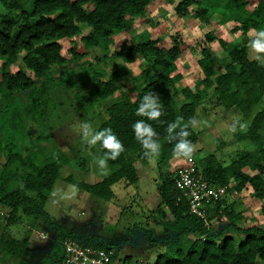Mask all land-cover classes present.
I'll list each match as a JSON object with an SVG mask.
<instances>
[{"label":"trees","instance_id":"1","mask_svg":"<svg viewBox=\"0 0 264 264\" xmlns=\"http://www.w3.org/2000/svg\"><path fill=\"white\" fill-rule=\"evenodd\" d=\"M154 1L173 4L177 17L190 14V6L194 3V0H0V118L12 109L15 94L28 91L30 102L24 107L25 114H31L39 122L48 121L51 112L47 103L53 102V89L60 85L83 114L107 103L103 108L104 115L98 116L99 123L94 129L111 128L122 142L124 151L115 160L107 161L110 170L100 180L86 182L70 176L64 178L105 201L113 198L112 186L117 182L137 183L139 173L135 161L145 163L154 158L160 166L176 155L175 145L181 139L191 144L199 139L200 132L194 124L203 90L211 89L225 109L237 108L245 114L264 96V64L250 57L248 52L254 36L248 42L237 43L217 38L212 30L204 32L196 60L202 77L193 86L180 83L182 75L177 71L176 61L182 52V41L177 35L171 37L170 45L145 30L136 34L132 42H116L114 37L126 32L135 18L144 17L147 7ZM251 1L223 0L224 8L222 6L217 23L234 21L238 24L233 30L240 29L243 33L263 29L264 0H258L249 8ZM215 12L213 8L200 5L192 14L206 25ZM83 28L88 29L80 36L83 45L87 49L100 47L103 50V55L95 58L96 63L113 57L124 62L144 60L146 66L133 77L135 84L129 88L135 91L132 99L127 93L120 98L113 96L127 75V68L124 70L122 66L107 72L86 60L79 62L76 70L66 66L60 75L51 76L53 67L69 62L62 53L60 40L73 38ZM213 40L219 42L224 52L221 57L209 46ZM69 53L80 56L74 49ZM19 55L25 67L40 81L34 80L22 68L11 69ZM146 94L161 113L155 120L137 115V108L144 103ZM58 103L64 102L59 100ZM139 120L151 125L155 133L152 139L160 144L158 155L146 156V150L136 139L132 125ZM173 123L176 127L169 132ZM52 125L51 122L49 130ZM263 129L264 107H261L254 110L246 129L238 133L240 139L255 143V150L244 151L226 165L214 153L195 161L203 181L224 188L221 196L207 204L205 218L190 212L186 197L176 187L174 171L177 166L172 171L159 172V204L153 220L172 229L175 235L164 238V249L152 264H264V222L244 224L232 208L234 201L226 202L229 193L249 188L251 196L261 203L264 218ZM183 132L188 135L182 137ZM49 134L52 148H56L54 134ZM96 148L101 157L107 151L101 148L100 142L96 143ZM0 154L5 156L0 167V204L8 210L1 228L0 250L15 257L17 264H64L63 235L75 239L72 232L61 235L59 230L51 251L38 262L25 258L28 236L18 239L7 232L17 221L19 210L27 215L43 212L60 167L67 163L63 149L39 162L35 150L22 154L15 151L11 143L3 144L0 139ZM84 161L79 165L82 166ZM221 216L226 217L227 223L218 230L212 220ZM82 241V246L114 247L95 237H84ZM116 256L117 251L110 259Z\"/></svg>","mask_w":264,"mask_h":264},{"label":"rangeland","instance_id":"2","mask_svg":"<svg viewBox=\"0 0 264 264\" xmlns=\"http://www.w3.org/2000/svg\"><path fill=\"white\" fill-rule=\"evenodd\" d=\"M257 1L252 0L249 8ZM200 5L216 11L209 24H203L192 14L200 8ZM222 6L224 8L223 0H194L190 6V14L177 17L174 14L173 4L154 1L147 7L144 17L135 18L133 25L126 32L120 33L119 36L116 35L114 39L116 42H132L136 34L145 30V33L156 34L167 45H170L171 37L177 35V38L182 41V52L176 61L177 71L182 75L180 83L193 86L202 77L196 60L204 32L212 30L217 38L222 37L237 43L248 42L250 38L255 37L257 32L253 29L245 33L240 29L233 30L234 25L238 24L234 21L218 24V16L223 11ZM87 31V28H83L80 34L73 38L60 40L62 53L69 62L64 66L53 67L50 72L51 76L57 77L66 66L76 70L78 63L86 60L92 62L96 68L105 69L107 72L114 70L117 66H122L124 70L127 68V75L120 81L121 86L113 96L120 98L123 93H127L132 99L135 91L129 88L135 84L133 77L146 66L144 60L138 58L133 62H124L118 57H113L96 63L95 58L101 57L103 50L100 47L87 49L83 45L80 36ZM209 46L219 57L224 54L217 40H213ZM70 49H74L75 53L80 56H73L69 53ZM248 52L250 57H254L255 53L250 44ZM18 68H22L34 80L40 81L25 67L21 55L11 64L13 71ZM61 86H57L58 88L55 86L51 100L53 102L47 103L51 112V118L48 121L39 122L34 120L31 114H25L24 107H27L30 102L27 97L28 91L15 94L12 109L0 118L1 143H11L13 149L22 154L35 150L39 162L41 158L61 149L67 158V163L60 167L59 176L48 194L43 212L37 215H27L19 210L16 215L17 221L7 229L8 234L18 239L28 236L29 246L24 254L25 258L32 262L40 261L51 251L53 242L58 236L57 232L60 230L61 235H63L62 232H72L75 235V239L63 235L62 245L64 247L65 242H70V246L75 245L71 246L74 248L77 245L82 246L84 237H95L114 247L106 249V247H95V245L88 244L89 250L85 254H92L94 249L99 248L109 251L107 252L109 256L117 251V256L110 264H152L157 254L164 249V238L175 235L172 229L163 224H157L153 220L159 204L157 192L159 172L165 169L172 171L189 158L174 155L160 166L156 165L154 158L145 163L135 161L134 164L139 173L137 183L127 184L125 180L117 182L112 186L114 196L109 201L99 199L68 183L64 179L66 176L75 180L94 182L100 180L110 170L108 164L103 168L99 166L98 160L101 156L96 144L90 145L83 134L85 123L91 125L93 129L99 123L98 116L104 115L103 108L107 103L83 114L77 103H71L74 100H71L72 97ZM203 91L202 104L197 108L194 124L200 132V137L192 144L193 152L190 159L198 161L208 153H214L226 165L238 158L244 151L255 150V143L240 139L238 133L246 129L254 110L264 107V96L249 113L245 114L237 108L225 109L211 89ZM59 100L64 103H58ZM51 122L53 125L49 130ZM50 132L54 134L58 144L56 148H52ZM262 136L264 139V129ZM4 159L5 156L0 154V167ZM84 159L86 161L80 166V162ZM250 191L247 188L237 193H229L226 202L234 201L232 208L244 224L262 223L264 218L261 215V203L251 196ZM7 212V208L0 204V233L4 215ZM212 223L219 230L227 223V219L225 216L216 217ZM85 262L89 263L87 260ZM17 263L15 257L0 250V264Z\"/></svg>","mask_w":264,"mask_h":264},{"label":"clouds","instance_id":"3","mask_svg":"<svg viewBox=\"0 0 264 264\" xmlns=\"http://www.w3.org/2000/svg\"><path fill=\"white\" fill-rule=\"evenodd\" d=\"M251 49L254 50V57L261 64H264V29L256 32L255 39L250 44ZM144 103L140 104L137 108V115H143L148 117L149 120H155L160 117L161 113L157 110V106L153 103V100L146 94L143 97ZM176 124L173 123L169 126L168 131L171 132ZM136 139L140 141L143 148L146 150V156H156L159 153L160 144L154 141L152 137L155 135L151 125L145 123L143 120H139L132 125ZM84 138L90 145H95L100 142V146L103 149H107L103 156L99 158L98 164L100 167H106L109 159L115 160L121 152L124 151L122 142L117 138L111 128H104L101 130H95L91 125L85 123L84 126ZM187 132L181 133V136H187ZM193 152V146L190 141L181 139L175 145V153L177 156H183L191 158Z\"/></svg>","mask_w":264,"mask_h":264},{"label":"built area","instance_id":"4","mask_svg":"<svg viewBox=\"0 0 264 264\" xmlns=\"http://www.w3.org/2000/svg\"><path fill=\"white\" fill-rule=\"evenodd\" d=\"M194 161V159H193ZM192 159L186 160L175 169L174 181L176 187L181 190L186 197L189 210L191 213L205 218L206 206L213 200L217 199L224 192L220 186H212L203 181L196 162ZM70 242L64 243L65 260L64 264H110L112 260L109 254L102 249H94L92 254H85L89 247L69 245ZM73 244V243H71ZM89 261L86 263L85 261Z\"/></svg>","mask_w":264,"mask_h":264}]
</instances>
